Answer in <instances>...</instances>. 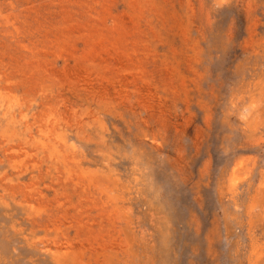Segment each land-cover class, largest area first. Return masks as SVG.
Returning a JSON list of instances; mask_svg holds the SVG:
<instances>
[{"label": "rangeland", "instance_id": "rangeland-1", "mask_svg": "<svg viewBox=\"0 0 264 264\" xmlns=\"http://www.w3.org/2000/svg\"><path fill=\"white\" fill-rule=\"evenodd\" d=\"M0 264H264V0H0Z\"/></svg>", "mask_w": 264, "mask_h": 264}]
</instances>
